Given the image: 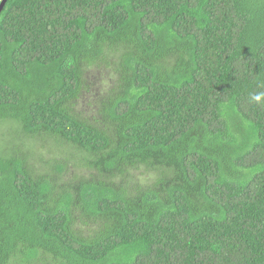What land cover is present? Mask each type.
Masks as SVG:
<instances>
[{
    "label": "trees",
    "instance_id": "1",
    "mask_svg": "<svg viewBox=\"0 0 264 264\" xmlns=\"http://www.w3.org/2000/svg\"><path fill=\"white\" fill-rule=\"evenodd\" d=\"M262 93L264 0H8L0 264H264Z\"/></svg>",
    "mask_w": 264,
    "mask_h": 264
},
{
    "label": "water",
    "instance_id": "2",
    "mask_svg": "<svg viewBox=\"0 0 264 264\" xmlns=\"http://www.w3.org/2000/svg\"><path fill=\"white\" fill-rule=\"evenodd\" d=\"M8 0H3L1 5H0V15L2 14L6 4H7Z\"/></svg>",
    "mask_w": 264,
    "mask_h": 264
},
{
    "label": "clouds",
    "instance_id": "3",
    "mask_svg": "<svg viewBox=\"0 0 264 264\" xmlns=\"http://www.w3.org/2000/svg\"><path fill=\"white\" fill-rule=\"evenodd\" d=\"M262 96H264V93L255 95V96L253 97V99L256 100V101H260L261 98H262Z\"/></svg>",
    "mask_w": 264,
    "mask_h": 264
},
{
    "label": "rangeland",
    "instance_id": "4",
    "mask_svg": "<svg viewBox=\"0 0 264 264\" xmlns=\"http://www.w3.org/2000/svg\"><path fill=\"white\" fill-rule=\"evenodd\" d=\"M98 84H99V83H97V85H98ZM3 129L5 130L6 128L3 127Z\"/></svg>",
    "mask_w": 264,
    "mask_h": 264
}]
</instances>
